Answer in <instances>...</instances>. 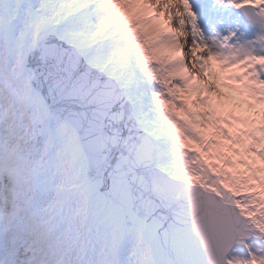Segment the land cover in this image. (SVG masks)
Wrapping results in <instances>:
<instances>
[{
  "label": "snow or ice",
  "instance_id": "obj_1",
  "mask_svg": "<svg viewBox=\"0 0 264 264\" xmlns=\"http://www.w3.org/2000/svg\"><path fill=\"white\" fill-rule=\"evenodd\" d=\"M0 264H264V0H0Z\"/></svg>",
  "mask_w": 264,
  "mask_h": 264
},
{
  "label": "rangeland",
  "instance_id": "obj_2",
  "mask_svg": "<svg viewBox=\"0 0 264 264\" xmlns=\"http://www.w3.org/2000/svg\"><path fill=\"white\" fill-rule=\"evenodd\" d=\"M191 38L189 37V40H190ZM200 52H201V50L199 49V52H197V54L199 55L200 54ZM162 56L163 55H167L166 53H163V54H161ZM185 61H186V63H188V65H189V70L191 71V58H190V56H185ZM215 70L221 75V76H226V75H228L229 74V72H228V69L227 70H224V71H221V69H220V66L217 64V65H215ZM194 76L196 75V73L195 72H193L192 73ZM199 79L201 80V82H203V83H209V81H208V79H207V73H205L203 76H201V77H199ZM189 144H191V141H189L188 142ZM193 148H196V146L194 145V144H192L191 145Z\"/></svg>",
  "mask_w": 264,
  "mask_h": 264
},
{
  "label": "bare ground",
  "instance_id": "obj_3",
  "mask_svg": "<svg viewBox=\"0 0 264 264\" xmlns=\"http://www.w3.org/2000/svg\"><path fill=\"white\" fill-rule=\"evenodd\" d=\"M197 52H199V49H197Z\"/></svg>",
  "mask_w": 264,
  "mask_h": 264
}]
</instances>
